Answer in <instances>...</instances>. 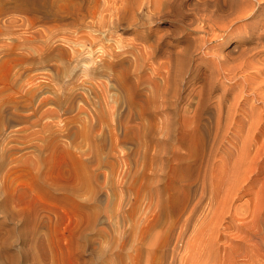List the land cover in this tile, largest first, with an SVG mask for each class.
I'll return each mask as SVG.
<instances>
[{
  "label": "rangeland",
  "instance_id": "obj_1",
  "mask_svg": "<svg viewBox=\"0 0 264 264\" xmlns=\"http://www.w3.org/2000/svg\"><path fill=\"white\" fill-rule=\"evenodd\" d=\"M98 1L70 21L0 0V264H172L175 239L162 262L161 245L194 193L197 214L175 231L182 228L180 262L199 263L214 250L213 264H264V73L253 67L264 65V47L247 53L245 71L211 88L208 68L234 43L248 50L255 39L234 31L222 49L221 39L207 41L174 83L173 69L190 37L204 33L203 22L194 14L176 19L174 0L157 8L153 0H118L123 7L109 0L116 3L107 10V0ZM115 5L128 6L121 21ZM202 55L211 60L195 69ZM92 56L98 63H89ZM244 75L263 93L244 87ZM46 95L51 100L42 106ZM209 108L221 124L207 131L199 122ZM150 220L157 221L152 229Z\"/></svg>",
  "mask_w": 264,
  "mask_h": 264
},
{
  "label": "bare ground",
  "instance_id": "obj_2",
  "mask_svg": "<svg viewBox=\"0 0 264 264\" xmlns=\"http://www.w3.org/2000/svg\"><path fill=\"white\" fill-rule=\"evenodd\" d=\"M108 1L109 0H107V6L103 3V5H104V8L107 10V8H108V6L109 7H111L110 6V2L108 3ZM116 2L118 1V0H115ZM123 1V0H122ZM121 1V2H122ZM161 1L162 0H153V3L154 2H156L157 4L155 5V8H157L158 6V4H159V2H160V4H161ZM170 1V0H169ZM98 0H11V3H12V6L11 5H9V6H11V7H13V9H15V10H22V9H28V11L29 10H31V11H36V12H40V13H42V14H49V15H52V16H56V17H58L59 19H61V20H70V21H72V20H74V19H78L80 16H81V14L82 15H84V13H83V9L85 10L86 8H92V7H96V5L98 4ZM112 2H113V0H112ZM111 2V3H112ZM115 2V3H116ZM119 2V1H118ZM121 2H119V3H121ZM126 2L127 3H130V0H126ZM139 2V1H138ZM152 2V1H151ZM45 3L46 4H49V9L48 10H45L43 7L45 6ZM114 3V4H115ZM140 3V2H139ZM138 3V4H139ZM113 4V3H112ZM114 4H113V7H114ZM122 4V7H123V3H121ZM119 4H117V6H118ZM148 5V4H147ZM116 6V5H115ZM116 6V7H117ZM120 6V5H119ZM160 6V5H159ZM115 7V8H116ZM121 7V8H122ZM138 7V6H137ZM140 7V6H139ZM102 8V7H101ZM104 8H102V9H104ZM112 8V7H111ZM118 8V7H117ZM116 8V9H117ZM127 8H128V6H127ZM127 8H125V9H123V10H120V7L118 8L119 9V12H120V21H121V19H124V18H126L127 17V14L129 13L128 11H127ZM173 8H174V14H175V18L176 19H179V20H184L185 21V17L187 16H189V15H191V14H194V15H196V18L199 20L198 22L200 23H202L201 25H199V27L202 29V31L204 32L202 35H197V36H192V37H190V39H189V44L186 46V48H185V50H184V52H183V54H182V57L181 58H179L178 59V61H177V63H176V65H175V67H174V69H173V73H172V75H171V77H170V80H171V78H172V82H176L178 79H180V81L181 80H184L185 79V77H186V75H187V73L189 72V70H190V68L192 67V65L189 63V61H192L191 59H192V57L194 56V52L196 51V49L198 50V49H200V48H203V46L204 45H207V41H210V42H215V41H219L220 39V41H221V45H222V47H221V49L222 48H224V43H226L227 41H229V40H231L232 38H233V32L234 31H237V33L241 36H245L246 37V41H250V40H252V39H255V41H254V45H252V47L251 48H249L248 50L247 49H245V50H242V48L240 47V45H239V43L238 42H236V43H234L233 44V46L232 47H230V52H228V54H224V52H223V56L221 57V56H219V58H218V60L216 61V63H215V65H213V66H210L208 69H209V71H208V74H209V78H210V84H211V88H213V87H215V84H216V80L218 79V78H220V77H227V75H230L231 73L233 74V75H236L237 73H238V69H242L241 71H245L244 70V68L247 66V67H250V65H249V63H248V56H247V53L249 52V51H252L253 52V50H256V51H259V50H261L263 47H264V19L262 18H260L261 17V15H263V12H264V1H262V0H174V2H173ZM105 9H104V12H105ZM138 9V8H137ZM140 9V8H139ZM149 9H150V7H149ZM159 9V8H158ZM110 11L112 10V9H109ZM135 10V9H134ZM153 10V9H152ZM115 11V10H114ZM116 12H118L117 10H116ZM162 12V11H161ZM103 13V12H102ZM115 13V12H114ZM113 13V14H114ZM151 13H152V11H151ZM94 14V13H93ZM112 14V13H111ZM103 15H104V13H103ZM108 15L110 16V14L108 13ZM193 15V16H194ZM198 15V16H197ZM106 16V15H105ZM114 16V15H113ZM134 16V15H133ZM138 16V15H137ZM135 17V16H134ZM139 17V16H138ZM247 17H251V18H255V19H258L257 21H255V22H253V23H244V24H241L240 23V21H242V20H244L245 18H247ZM17 18V17H16ZM44 18H46V17H44ZM102 18V17H101ZM108 18V17H107ZM114 18V17H113ZM189 18V17H188ZM112 18H110V20H111ZM192 19H194V17L192 18ZM90 20H91V18H90ZM132 20V19H131ZM79 21V20H78ZM108 21V20H107ZM91 22V21H90ZM89 22V23H90ZM103 22V21H102ZM197 22V20H194L193 22H191V25H193V27H194V29L196 28L195 26H194V23H196ZM197 22V23H198ZM88 23V24H89ZM99 23V22H98ZM108 23V22H107ZM188 23V22H187ZM11 24V23H10ZM92 24V23H91ZM116 24V23H115ZM131 24V23H130ZM129 24V25H130ZM188 24H190V23H188ZM70 25V24H69ZM99 25H100V23H99ZM104 25V24H103ZM92 26V25H91ZM101 27V26H100ZM105 27V26H104ZM150 27V26H149ZM185 27H183L182 29H181V31L184 29ZM109 29H113V28H109ZM145 29V28H144ZM178 29H179V27H178ZM82 30H83V28H82ZM85 30V29H84ZM108 29L106 28V31H107ZM143 30V29H142ZM51 31V30H50ZM90 31V30H89ZM93 31V30H92ZM180 31V30H179ZM180 31V32H181ZM191 31V30H190ZM45 32V31H44ZM100 32V31H99ZM98 32V33H99ZM108 32V31H107ZM145 32V31H144ZM183 32H184V30H183ZM193 32V31H192ZM34 33H35V31H34ZM67 33V32H66ZM69 33V32H68ZM78 33H80V32H78ZM85 33V32H84ZM83 33V34H84ZM199 33V32H198ZM43 34V33H42ZM77 34V33H76ZM83 34H81V35H83ZM90 34H92V33H90ZM46 35V34H45ZM78 35V34H77ZM80 35V34H79ZM80 35V36H81ZM94 35V34H93ZM92 35V36H93ZM139 35V34H138ZM194 35H196V34H194ZM73 36H74V34H73ZM72 36V34H71V36L69 37L70 39L73 37ZM108 36V35H107ZM106 36V37H107ZM140 36V35H139ZM189 36H191V35H189ZM67 37V38H68ZM77 37H79V36H77ZM94 37V36H93ZM144 39H147V38H149L148 36H147V33H146V35H145V33H144V35L142 36ZM141 37V38H142ZM239 37V36H238ZM45 38V37H44ZM47 38V37H46ZM75 38V37H74ZM81 38V37H80ZM79 38V39H80ZM96 38V37H95ZM139 38V37H138ZM61 39V38H60ZM73 39V38H72ZM71 39V40H72ZM81 39H83V38H81ZM101 39V38H100ZM47 40V39H46ZM77 40V38L75 39V41ZM95 40H97V39H95ZM48 41V40H47ZM53 41V40H52ZM137 41V40H136ZM145 41V40H144ZM68 42V41H67ZM132 42V41H131ZM47 43V42H46ZM46 43H44V44H46ZM73 43V42H72ZM94 43V42H93ZM144 43V42H143ZM216 43V42H215ZM43 44V45H44ZM69 44V43H68ZM70 44H71V42H70ZM69 44V45H70ZM81 44V43H80ZM84 44V43H83ZM102 44V43H101ZM114 44V43H113ZM146 44V43H145ZM220 44V43H219ZM42 45V46H43ZM50 45L51 44H49V47H50ZM72 45V44H71ZM70 45V46H71ZM73 45L75 46V44L73 43ZM72 45V46H73ZM95 45V44H94ZM111 45V44H110ZM115 45V44H114ZM117 45V44H116ZM120 45V44H119ZM118 45V46H119ZM143 45V44H142ZM151 46H152V44H150ZM39 46V45H38ZM55 46V45H54ZM74 46H73V48H74ZM82 46V45H81ZM93 46V45H92ZM92 46H91V49H92ZM103 46V45H102ZM132 46V45H131ZM138 46V45H137ZM141 46V45H140ZM207 46H209V45H207ZM40 47V46H39ZM104 47V46H103ZM102 47V48H103ZM111 47V46H110ZM109 47V48H110ZM147 47H148V45H147ZM213 47H215V46H211L210 48H209V50L211 49L212 50V48ZM42 49H44L43 47H41ZM52 48V47H51ZM50 48V49H51ZM72 48V47H71ZM75 48H77V46L75 47ZM75 48L73 49L75 52H74V54H72V57H74V58H76V59H78L79 58V54L81 55V53L78 51L79 49H76L75 50ZM78 48H80V46H78ZM94 48V47H93ZM100 48V47H99ZM101 48V49H102ZM105 48V47H104ZM134 48V47H133ZM133 48H132V50H133ZM138 48V47H137ZM136 48V49H137ZM142 48V47H141ZM208 48V47H207ZM49 49V48H48ZM80 49H82V48H80ZM86 49V48H85ZM90 49V48H89ZM111 49H113L112 47H111ZM110 49V50H111ZM149 49H152L151 47L150 48H146V50L148 51ZM82 50H84V48L82 49ZM105 50V49H104ZM103 50V51H104ZM106 50H107V47H106ZM106 50H105V52H106ZM142 50V49H141ZM145 50V51H146ZM208 50V52L206 53V54H208L210 51ZM86 51V50H85ZM87 51H88V49H87ZM98 51V50H97ZM112 51V50H111ZM111 51H107V52H111ZM223 51V50H222ZM235 51H237V52H235ZM67 51H60L59 52V55H62V54H64V53H66ZM73 52V51H72ZM84 52V51H83ZM89 52V51H88ZM91 52V51H90ZM93 52V51H92ZM91 52V53H92ZM102 52V51H101ZM101 52H100V54H101ZM114 52H116V51H114ZM136 52V51H135ZM142 52V51H141ZM151 52V51H150ZM32 53V52H31ZM85 53V52H84ZM112 53V52H111ZM117 53V52H116ZM118 53H119V51H118ZM117 53V54H118ZM45 54V53H44ZM86 54V53H85ZM95 54V53H94ZM115 54V53H114ZM113 54V55H114ZM117 54H116V56H117ZM199 54V53H198ZM32 55V54H31ZM92 55V54H91ZM102 55V54H101ZM123 55V54H122ZM83 56H84V54H83ZM89 56H90V54H89ZM97 56V55H96ZM115 56V57H116ZM45 57V56H44ZM62 57V56H61ZM71 57V56H70ZM82 57V56H81ZM101 57H103V56H101ZM108 57V56H107ZM114 57V56H113ZM121 57V56H120ZM123 57V56H122ZM46 58H48V57H46ZM65 58H67V57H65ZM90 59H89V63L90 62H93L94 64L95 63H98V60L96 59V57H94V56H92V57H89ZM110 58H112V56L111 57H109V59ZM127 58V57H126ZM168 58V57H167ZM70 59V58H69ZM82 59V58H81ZM102 59V58H101ZM113 59V58H112ZM118 59V58H117ZM146 59V58H145ZM197 59V58H196ZM73 60V59H72ZM211 60V57L209 56V55H202V56H200V60L198 61V63L195 65V69H198L199 70V66H198V64H200L199 62H204V61H210ZM55 61V60H54ZM101 61H103V60H101ZM137 61V60H136ZM87 62H88V60H86V59H84V64L86 63L87 64ZM161 62V61H160ZM159 62V63H160ZM60 63V62H59ZM74 63H76V61L74 62ZM138 63V62H137ZM157 63V62H156ZM71 64V63H70ZM86 64H85V66H86ZM114 63H112V65H113ZM162 64H163V62H162ZM167 64V63H166ZM171 64V63H170ZM264 64V63H263ZM75 65V64H74ZM88 65V64H87ZM156 65V64H155ZM73 66V65H72ZM81 66V65H80ZM79 66V67H80ZM88 66H90V65H88ZM168 66V65H167ZM170 66V65H169ZM94 67V66H93ZM96 67H98V65L96 66ZM201 67V66H200ZM253 67H257L258 69H256L257 71H256V75H258V74H263L264 73V65H259V66H253ZM82 68V67H81ZM87 69H89L90 67H86ZM159 68V67H158ZM71 69V68H70ZM83 69V68H82ZM94 69V68H93ZM105 69V68H104ZM207 69V68H206ZM150 70V69H149ZM169 70V69H168ZM84 71V70H83ZM93 71V70H92ZM91 71V72H92ZM95 71V70H94ZM154 71V70H153ZM246 71H247V69H246ZM251 71L252 72H254V70H252L251 69ZM158 72V71H157ZM85 73H87V71L85 72ZM164 73L166 74V72L164 71ZM68 74V73H67ZM94 74V73H93ZM93 74H91V76L93 75ZM100 74V73H99ZM140 74V73H139ZM138 74V75H139ZM232 74H231V76H232ZM96 75V74H95ZM144 75V74H143ZM146 75V74H145ZM148 75V74H147ZM153 75H154V73H153ZM248 75V74H247ZM104 76V75H103ZM113 76H115V75H113ZM150 76V75H149ZM230 76V77H231ZM81 77V76H80ZM111 77V76H110ZM109 77V78H110ZM145 76H143V78H144ZM152 77V76H151ZM235 77V76H234ZM234 77H232V79L234 78ZM239 77V76H238ZM244 77H245V79H244V87L245 86H248V88L249 89H251V90H253L252 92L254 93V95H259V94H261V93H263V92H261V90L260 91H258L257 89L258 88H256L257 87V83H255V81H252L251 79H249V78H247L246 77V75H244ZM35 78V77H34ZM37 78V77H36ZM76 78V77H75ZM108 78V79H109ZM165 78H166V76H165ZM164 78V76H163V79H165ZM33 79V78H32ZM53 79V78H52ZM77 79H78V77H77ZM95 79H97V78H95ZM231 79V78H230ZM90 80V79H89ZM153 80H154V77H153ZM93 81V80H92ZM91 81V82H92ZM98 81V80H97ZM159 81V80H158ZM107 82H109V81H107ZM138 82V81H137ZM151 82V81H150ZM236 82V80L234 81V83ZM260 82V81H259ZM97 83H99L100 84V82H97ZM102 83V82H101ZM112 83V82H111ZM154 83H157V80H156V82H154ZM153 82H152V84H154ZM234 83L233 84H231L230 85V87H229V89L227 90V89H223L222 90V99H223V96L224 95H226V93H227V91L229 92L233 87H234ZM255 83V84H254ZM33 84V83H32ZM31 84V85H32ZM107 84V83H106ZM108 84H110V83H108ZM150 84V83H149ZM166 84V83H165ZM43 85V84H42ZM40 86L41 88H42V91H46L47 89H45L44 87H46L47 88V86ZM98 85V84H97ZM155 85H157V84H155ZM83 86V85H82ZM85 86H86V84H85ZM102 86V85H101ZM256 86V87H255ZM29 87V86H28ZM74 87V86H73ZM104 87V86H103ZM106 87V86H105ZM104 87V88H105ZM123 87H126V82L124 81L123 82ZM149 87V86H148ZM157 87V86H156ZM167 87V86H166ZM49 88V87H48ZM87 88H89V87H87ZM99 88H100V86H99ZM108 88H109V86H108ZM150 88H152L151 86H150ZM164 89V88H163ZM166 89V88H165ZM167 89H168V87H167ZM36 90V89H35ZM61 91H62V89H60ZM69 90H70V88H69ZM106 89H104V91H105ZM156 90V89H155ZM64 91V90H63ZM66 91H67V89H66ZM149 91H150V89H149ZM245 91V89L243 88V90L241 91V94H240V97H241V95L243 94V92ZM36 92H37V90H36ZM60 92V91H59ZM91 92V91H90ZM89 92V93H90ZM107 92V91H106ZM165 92V91H164ZM246 92V91H245ZM58 93V92H57ZM149 93V92H148ZM157 93V92H156ZM147 94V93H146ZM152 94V93H151ZM155 94V93H154ZM153 94V95H154ZM50 95H53V94H50ZM86 95H87V93H86ZM92 95V94H91ZM104 95L106 96V98H107V93H104ZM156 96V95H155ZM243 96V95H242ZM237 97V96H236ZM162 98H163V94H162ZM64 99V98H63ZM62 99V100H63ZM164 99H166V98H163L162 100L163 101H165ZM244 99H245V97H244ZM40 100H41V105L43 106V105H45L46 103L48 104V102L51 100L50 99V97H48L47 95L45 96V97H40ZM39 100V101H40ZM108 100V99H107ZM107 100H106V103H107ZM113 100V99H112ZM98 101V100H97ZM114 101V100H113ZM163 101H162V103H163ZM79 102H82V101H79ZM110 102H112V101H110ZM109 102V103H110ZM65 104V103H64ZM108 104V103H107ZM83 106L85 105V104H82ZM81 105V106H82ZM110 105H111V103H110ZM113 105V104H112ZM115 105V104H114ZM113 105V106H114ZM160 105V104H159ZM82 106V107H83ZM109 106V105H108ZM112 106V107H113ZM263 106V105H262ZM80 108V110L81 109H83V108ZM57 108V107H56ZM56 108H55V110H56ZM110 107H108V109H109ZM159 108V107H158ZM58 109V108H57ZM86 109V108H85ZM111 109V108H110ZM113 109L115 110V107H113ZM48 110H50L51 111V109H48ZM47 110V111H48ZM54 110V111H55ZM79 110V109H78ZM94 110H95V108H94ZM158 110V109H157ZM215 109L214 108H209V109H207V111L209 112V114H208V116L206 117V118H204V120H201L200 122H199V124L201 125V126H203L204 127V129H206L207 130V128H211L212 126H214V125H216L217 127L221 124V121H213V114H215L214 111ZM223 110V109H222ZM42 111V110H41ZM52 111H53V109H52ZM53 111V112H54ZM57 111V110H56ZM109 111V110H108ZM236 111H237V109H236ZM44 112V111H43ZM156 112V111H155ZM154 112V113H155ZM222 112V111H221ZM224 112V111H223ZM131 113H133V110H132V112ZM218 114V113H217ZM130 115H132V114H130ZM216 115V114H215ZM220 115H222V114H220ZM246 115V114H245ZM255 115V114H254ZM94 116V115H93ZM130 117H132V116H130ZM153 117V116H152ZM217 117V116H216ZM215 117V118H216ZM260 117V116H259ZM95 118V117H94ZM184 118V117H183ZM194 118V117H193ZM261 118V120H262V116L260 117ZM260 118H258V119H260ZM146 119V118H145ZM219 119V118H218ZM231 119H233L232 117H231ZM256 119V118H255ZM170 120V119H169ZM183 120V119H182ZM187 120H189V119H187ZM230 120V119H229ZM158 121H160V120H158ZM162 121V120H161ZM225 121V120H224ZM256 120H254L253 122H255ZM258 121V120H257ZM138 122H141V121H138ZM163 122H164V119H163ZM163 122H162V125H163ZM260 122L261 121H258V122H256L257 124V126H258V123L260 124ZM45 123H47V122H45ZM44 123V126L46 125ZM98 123H99V118H98V116H96V119H95V122H94V124H95V126H97L98 125ZM142 123V122H141ZM160 123V122H159ZM182 123V122H181ZM193 123V122H192ZM252 123V122H251ZM52 124V123H51ZM139 125H140V123H138ZM164 124H165V122H164ZM47 125H48V123H47ZM161 125V126H162ZM167 127H169V126H171V125H174V123L173 122H168L167 123ZM252 125V124H251ZM254 125V124H253ZM252 125V126H253ZM255 125V126H256ZM63 126V125H62ZM227 126H228V124H227ZM139 127H141V125L139 126ZM163 127V126H162ZM160 128V127H159ZM219 128V127H218ZM257 128V127H256ZM63 129V128H62ZM205 130V131H206ZM210 130V129H209ZM163 131V130H162ZM208 131V130H207ZM53 132V131H52ZM168 133V132H167ZM206 133V132H205ZM208 133V132H207ZM141 134V133H140ZM215 135H216V133H215ZM214 135V137H215V139H216V136ZM168 136V135H167ZM206 136H207V134H206ZM208 136H209V134H208ZM211 136H213V135H211ZM254 137V136H253ZM145 139V138H144ZM214 139V138H213ZM117 140V139H116ZM167 142V141H166ZM207 143H209V142H207ZM72 188H76L75 186H73ZM52 189V188H51ZM76 190V189H75ZM69 192V191H68ZM195 192V191H194ZM192 194H193V192H192ZM187 195V194H186ZM185 195V196H186ZM70 196V195H69ZM188 196V195H187ZM195 196V193H194V195H192V197H189L188 196V201L185 203V204H183L182 203V208L181 209H179V211L176 213V215H175V219H174V221H173V223L171 224V226H170V229H169V232H168V234L166 235V237L163 239V242H162V251H163V253H162V257H161V262L164 260L163 258L164 257H167L168 256V252H169V248L171 247L170 245H171V243H172V241L174 240V244H172L173 246H172V253H170L171 254V256L169 255V257H172V260L171 259H168V260H171V263L172 264H176L177 262H178V260H179V262L181 261V258H179V253H180V251H181V249L182 248H185V247H183L182 246V244H181V230H182V228H181V230H180V233H179V235H178V233H177V235L175 236V231H176V229H177V226L182 222V223H188L189 224V222H193L192 220H193V218H194V216L197 214L196 212H197V208L199 207V202H200V200H198L197 202L193 199V198H195L194 197ZM206 197V196H205ZM198 198V197H197ZM211 198V197H210ZM184 199V198H183ZM187 199V198H186ZM185 200V199H184ZM186 201V200H185ZM184 202V201H183ZM201 203V202H200ZM107 208V207H106ZM104 210V209H103ZM214 211V210H213ZM217 213H218V211H216ZM214 213V212H213ZM217 213H215L214 214V217H213V219H218V217H219V214H217ZM196 217H199V216H196ZM80 219V218H79ZM156 219L158 220V218L156 217ZM79 221V220H78ZM151 221V220H150ZM149 221V223H147L148 224V226H147V228L150 226L151 227V229H152V227H154L156 224H157V221L156 220H153V221H151L150 222ZM159 221V220H158ZM198 221V220H197ZM181 223V224H182ZM184 223V224H185ZM186 223V225H188ZM180 224V225H181ZM184 224H182L183 226H184ZM185 225V226H186ZM184 226V227H185ZM196 226V225H195ZM183 227V228H184ZM104 228V227H103ZM179 228V227H178ZM189 228V227H188ZM186 229V228H185ZM188 230V229H187ZM181 234V235H180ZM186 239V238H185ZM186 244V243H185ZM213 244V246H214V243H212ZM187 245V244H186ZM185 246V245H184ZM211 247H212V245H210L209 247H208V252H210L211 250ZM183 251H184V249H183ZM216 251V250H215ZM183 254H184V252H183ZM184 256H185V254H184ZM216 256H215V252H214V250H213V252H211V255L210 254H208L203 260H201L199 263H195V264H209V263H211V264H213L211 261H213L214 260V258H215ZM179 258V259H178ZM184 258L185 257H182V262L184 261ZM186 259V258H185ZM165 261V260H164ZM175 261H177V262H175ZM186 261V260H185ZM166 263V262H165ZM218 262H217V260L214 262V264H217ZM179 264H186V263H179Z\"/></svg>",
  "mask_w": 264,
  "mask_h": 264
}]
</instances>
